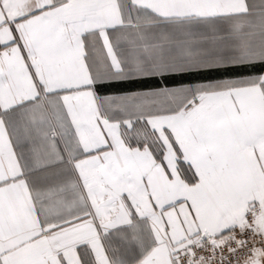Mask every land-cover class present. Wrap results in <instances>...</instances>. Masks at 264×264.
I'll use <instances>...</instances> for the list:
<instances>
[{"label":"snow or ice","instance_id":"1","mask_svg":"<svg viewBox=\"0 0 264 264\" xmlns=\"http://www.w3.org/2000/svg\"><path fill=\"white\" fill-rule=\"evenodd\" d=\"M0 264H264V0H0Z\"/></svg>","mask_w":264,"mask_h":264}]
</instances>
